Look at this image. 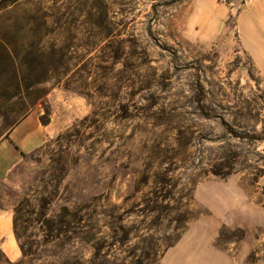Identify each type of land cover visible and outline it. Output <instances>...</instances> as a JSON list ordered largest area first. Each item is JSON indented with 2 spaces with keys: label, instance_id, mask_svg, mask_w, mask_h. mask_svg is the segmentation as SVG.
Listing matches in <instances>:
<instances>
[{
  "label": "rangeland",
  "instance_id": "1",
  "mask_svg": "<svg viewBox=\"0 0 264 264\" xmlns=\"http://www.w3.org/2000/svg\"><path fill=\"white\" fill-rule=\"evenodd\" d=\"M245 1L217 0L237 12ZM194 3L0 6L11 56L0 44V139L24 111H48L50 128L0 182L27 252L10 263L0 250V264H167L213 214L205 188L221 216L211 248L264 264V74L240 48L235 13L213 40L187 37ZM22 10L54 17L42 29Z\"/></svg>",
  "mask_w": 264,
  "mask_h": 264
},
{
  "label": "crops",
  "instance_id": "2",
  "mask_svg": "<svg viewBox=\"0 0 264 264\" xmlns=\"http://www.w3.org/2000/svg\"><path fill=\"white\" fill-rule=\"evenodd\" d=\"M235 13V33L242 51L253 61L264 74V0H247L240 11L230 10L217 0H195L193 12L186 26V35L191 40L209 41L217 37L221 26ZM41 113H31L14 126L6 136L0 139V182L7 176L11 168L24 155L39 148L50 136L49 125L40 121ZM211 190L210 196H219L224 190L221 187ZM201 190V201L211 207L205 225L196 224L172 248L167 257V264H235L231 259L211 248L221 224L218 218L217 205L209 201V197ZM239 202L241 197L238 198ZM225 213L237 207L236 203L222 205ZM220 207V206H219ZM222 213V214H223ZM201 228V230H200ZM12 213L7 208L0 209V250L10 263L22 259L21 250L13 232ZM209 252V255L206 252Z\"/></svg>",
  "mask_w": 264,
  "mask_h": 264
},
{
  "label": "trees",
  "instance_id": "3",
  "mask_svg": "<svg viewBox=\"0 0 264 264\" xmlns=\"http://www.w3.org/2000/svg\"><path fill=\"white\" fill-rule=\"evenodd\" d=\"M7 2H11V0H1L0 1V6L7 3ZM17 1H14V3H16ZM22 19L27 21V24L30 23V21L32 20H36L39 19L40 23H41V28L43 29L44 27H46V21L52 19L54 16H52V14H42L40 16H38V13H34L32 11H28V10H22ZM0 44L2 46V51L4 52V54H6V57H8V59H11V56L9 55V52L6 48V33L3 32L2 30H0ZM36 60V59H35ZM13 67V65H12ZM28 114L27 111H24V114L22 115V117H25ZM47 115H48V111H45V114L42 115L40 117V121L43 125H47L48 124V119H47ZM18 239V238H17ZM19 248L21 250V253L23 255V257H26L27 252L25 250L24 245L19 244Z\"/></svg>",
  "mask_w": 264,
  "mask_h": 264
},
{
  "label": "built area",
  "instance_id": "4",
  "mask_svg": "<svg viewBox=\"0 0 264 264\" xmlns=\"http://www.w3.org/2000/svg\"><path fill=\"white\" fill-rule=\"evenodd\" d=\"M232 0H220V2L222 3H228V2H231Z\"/></svg>",
  "mask_w": 264,
  "mask_h": 264
}]
</instances>
